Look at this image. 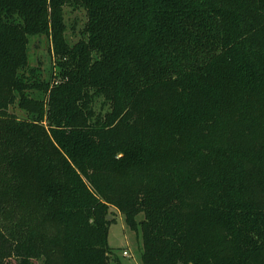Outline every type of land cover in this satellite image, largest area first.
Returning <instances> with one entry per match:
<instances>
[{
    "label": "trees",
    "instance_id": "1",
    "mask_svg": "<svg viewBox=\"0 0 264 264\" xmlns=\"http://www.w3.org/2000/svg\"><path fill=\"white\" fill-rule=\"evenodd\" d=\"M117 213L142 264H264V0H0V264H111Z\"/></svg>",
    "mask_w": 264,
    "mask_h": 264
},
{
    "label": "rangeland",
    "instance_id": "2",
    "mask_svg": "<svg viewBox=\"0 0 264 264\" xmlns=\"http://www.w3.org/2000/svg\"><path fill=\"white\" fill-rule=\"evenodd\" d=\"M65 20L68 27L67 37L70 43H77L82 38L81 33L87 22L86 12L82 9L67 7ZM29 47L31 63L37 65V58L40 57L44 68L50 69L52 61L48 40L41 39L37 41L36 38H33ZM142 218L143 215H140L139 220ZM108 244L112 250L111 264H142L143 240L141 232L132 231L119 213L116 214L115 221L110 225ZM124 251L128 252V256L123 255Z\"/></svg>",
    "mask_w": 264,
    "mask_h": 264
},
{
    "label": "water",
    "instance_id": "3",
    "mask_svg": "<svg viewBox=\"0 0 264 264\" xmlns=\"http://www.w3.org/2000/svg\"><path fill=\"white\" fill-rule=\"evenodd\" d=\"M112 218H113V217H112L111 215H108V216H107V219H108V220H111Z\"/></svg>",
    "mask_w": 264,
    "mask_h": 264
},
{
    "label": "built area",
    "instance_id": "4",
    "mask_svg": "<svg viewBox=\"0 0 264 264\" xmlns=\"http://www.w3.org/2000/svg\"><path fill=\"white\" fill-rule=\"evenodd\" d=\"M123 255L128 256V252L127 251H124L123 252Z\"/></svg>",
    "mask_w": 264,
    "mask_h": 264
}]
</instances>
